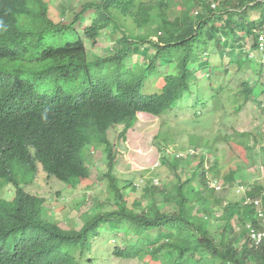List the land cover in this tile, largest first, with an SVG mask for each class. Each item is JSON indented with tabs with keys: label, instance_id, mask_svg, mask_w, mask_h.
<instances>
[{
	"label": "trees",
	"instance_id": "16d2710c",
	"mask_svg": "<svg viewBox=\"0 0 264 264\" xmlns=\"http://www.w3.org/2000/svg\"><path fill=\"white\" fill-rule=\"evenodd\" d=\"M55 7L54 0H0V193L16 189L11 201L0 197V264H98L94 245L103 228L125 238L113 252L124 261L264 264V243L248 238L249 224L264 230L253 203L245 209L211 186L235 187L242 166L225 172L217 148L197 146L214 159L210 152L195 155L193 164L165 156L174 180L162 189L153 183L144 202L131 200L129 185L120 187L112 174L117 155L109 139L120 127L125 137L140 114L162 118L181 106L179 118L190 106L207 107L198 74H212L213 47L229 59L224 75L239 79L237 92L212 97L215 108L223 93L236 113L264 96L263 65L251 58L261 52L264 0H92L70 23L55 20ZM105 32L117 47L93 60L87 43L96 46ZM136 57L145 63L133 66ZM167 133L157 138L165 140V155ZM229 145L247 154L259 149L264 166L262 133L234 132ZM95 149L108 156L113 207L86 213L80 229L64 228L24 187L40 168L72 188L89 182ZM246 197L261 198L264 207L262 185L253 184Z\"/></svg>",
	"mask_w": 264,
	"mask_h": 264
},
{
	"label": "rangeland",
	"instance_id": "374dc122",
	"mask_svg": "<svg viewBox=\"0 0 264 264\" xmlns=\"http://www.w3.org/2000/svg\"><path fill=\"white\" fill-rule=\"evenodd\" d=\"M86 1L92 0H54L56 6L55 20L70 23L74 18V13L80 12L82 4ZM255 14L257 13H254V16ZM242 36L241 33L239 37ZM250 45L251 43L246 45L247 52ZM87 46L90 58L96 60L113 54L117 44L110 40L109 33L105 32L96 46H91L89 43ZM240 52L241 50H238L237 54H241ZM262 57V51L259 52V55L258 53L251 54V58L257 59V62ZM207 59L215 66L212 74L210 76L208 74L209 79L205 77L206 73L204 72L198 74L202 78L199 87L204 93L207 107L194 109L193 106H190L188 111L179 113V118L178 112L184 108L181 106L162 118L140 114L138 123L126 133L125 137L122 136L124 127L109 132V139L114 145V155H117L112 174L120 187L129 185L128 193L131 200L137 199L144 202L145 191L150 189L153 183L162 189L170 180H174L173 167L163 163L165 156L174 162L175 159L178 160V155H182V161L193 164L197 161L194 158L195 155L209 154L210 149H214L213 147L217 148L216 152L224 157L222 163L225 172H228L229 169L236 170L238 166L244 168L241 172L242 177H238L235 187L218 188L221 196L233 203L240 202L243 206L246 203L250 204L246 197L249 187L253 184L264 187V166L259 149L247 154L246 151L237 146L232 148L229 145V138L233 136L234 132H254L264 135V96H261L256 102H249L242 111L236 113L235 105L227 103L225 99L228 95L223 93L221 94L222 99H219L221 102L218 103L219 100H217L215 108L212 97L223 89L237 92L239 79L233 74L224 75L228 69L226 64H229V59L224 60L220 50L216 47L212 48ZM142 60L141 57H136L133 66L145 63ZM167 70L165 69V71ZM248 77L251 82L257 83V78L252 71ZM261 82L264 85V76ZM210 85L212 87L209 89L207 86ZM260 89L263 90L264 87H260ZM196 99L197 96H193L187 97L183 101L190 102ZM223 103L225 105L224 110H222ZM178 121H191L193 124H178ZM165 132L170 135L168 145L171 149L169 151L173 154H169L168 151L165 155L161 150L165 140H158L157 138ZM197 146H206L210 149L206 147L197 149ZM210 154V159L213 160L214 153L210 152ZM107 157L103 149L91 151L87 163L92 170V177L89 182L87 181L79 187H69L58 179L49 177L40 168L35 183L25 186V192L45 200L47 217L60 223L64 228L75 227L80 229L83 225V215L96 207L101 210H109L113 207L110 200L109 179L106 177L111 170ZM110 192L113 194L111 190ZM15 196L16 189L13 187H7L3 193H0V197L7 201H11ZM260 207L256 208L257 212L261 211L264 214V207ZM262 224L264 225V216L262 217ZM237 227H239L238 224ZM248 230V238L251 242L256 243L252 232L254 226L251 224ZM237 231L241 232V228H237ZM124 242L125 238L122 234L108 232L103 228L102 236L94 245V252L99 258L98 264H144L140 261H124L114 257L115 247L124 245Z\"/></svg>",
	"mask_w": 264,
	"mask_h": 264
},
{
	"label": "built area",
	"instance_id": "2783aa9c",
	"mask_svg": "<svg viewBox=\"0 0 264 264\" xmlns=\"http://www.w3.org/2000/svg\"><path fill=\"white\" fill-rule=\"evenodd\" d=\"M259 41H260L261 51L263 52V64H264V36H260ZM260 201L259 200L255 201V206L257 207V209L259 208V206L262 207V201H261V203H260ZM258 214H259L260 218H262L264 216V214L261 211L258 212ZM252 232H253L254 240L258 244L264 242V231H260V230H257V229L254 228V230H252Z\"/></svg>",
	"mask_w": 264,
	"mask_h": 264
},
{
	"label": "clouds",
	"instance_id": "9594fccd",
	"mask_svg": "<svg viewBox=\"0 0 264 264\" xmlns=\"http://www.w3.org/2000/svg\"><path fill=\"white\" fill-rule=\"evenodd\" d=\"M259 36H264V34H259ZM259 39H260V37H259ZM259 43H260V41H259ZM260 51H261V47H260ZM253 53H256V52H253ZM259 61H260V62L262 63V65H263L262 72H263V75H264L263 57L260 58ZM181 157H182V155H181V156L178 155V158H179V159H180ZM27 186H28V185H27ZM211 186H212L213 188L217 189V190H218V188H220V186L218 185V183H217L216 181H212V182H211ZM257 200H261V201H262V206H263V200H262V199H255L253 202H252L251 200H249L250 203H253L255 209L257 208V207L255 206V201H257ZM256 216L258 217V219H261V220H260V224H261V226H264V225L262 224V218L259 217V214H258V212H257V209H256ZM250 225H251V224H249V226H250ZM249 226H248V227H249ZM253 226H254V225H253ZM254 228L257 229V230H260V231H264V230H262V229H258V228L255 227V226H254ZM258 246H259V245H258Z\"/></svg>",
	"mask_w": 264,
	"mask_h": 264
}]
</instances>
